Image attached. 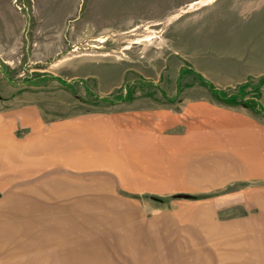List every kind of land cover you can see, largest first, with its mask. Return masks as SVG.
<instances>
[{
	"label": "rangeland",
	"instance_id": "obj_1",
	"mask_svg": "<svg viewBox=\"0 0 264 264\" xmlns=\"http://www.w3.org/2000/svg\"><path fill=\"white\" fill-rule=\"evenodd\" d=\"M255 43L264 0H0V264H258L264 179L15 178L11 152L34 127L24 117L49 124L161 100L174 110L211 95L200 78L258 102L262 76L235 82Z\"/></svg>",
	"mask_w": 264,
	"mask_h": 264
},
{
	"label": "crops",
	"instance_id": "obj_2",
	"mask_svg": "<svg viewBox=\"0 0 264 264\" xmlns=\"http://www.w3.org/2000/svg\"><path fill=\"white\" fill-rule=\"evenodd\" d=\"M248 51L245 73L235 81L237 84L248 77L264 75V44H252ZM249 66L254 69L252 73L247 70ZM259 96L264 111V81ZM165 105L168 104L161 100L152 105L116 107L49 124L39 117L31 120L24 117L22 121H31L34 127L31 126L28 136L14 139L11 144L12 162L20 169L15 178L35 177L38 172H44L41 177L45 178V172L56 170L66 174L91 171L116 178L119 185L126 186L129 182L138 185V179L142 186L150 178L163 180L170 171L179 182L196 179L208 184L212 178L219 182L264 179L262 115L242 105L218 102L211 95L185 99L174 110ZM1 117L0 131L4 124ZM0 139V145H5L1 136ZM250 191L259 189L253 186ZM260 194L256 192L250 199V203H256L251 207L254 210ZM261 198L264 200V192ZM252 219L264 227V216ZM240 232L237 229L235 234L241 239ZM253 237L254 247L257 238ZM257 260L258 264H264V252H256Z\"/></svg>",
	"mask_w": 264,
	"mask_h": 264
},
{
	"label": "trees",
	"instance_id": "obj_3",
	"mask_svg": "<svg viewBox=\"0 0 264 264\" xmlns=\"http://www.w3.org/2000/svg\"><path fill=\"white\" fill-rule=\"evenodd\" d=\"M200 79L202 83H204L205 86L209 89L210 94L213 96V98L216 101L227 104V105H238L239 104V105L249 108L253 113L261 114L262 116H264V111L259 101L251 103L248 100L243 99L241 96L237 101H235L239 97V95L233 94L230 96H226L225 94H223L222 91H220L219 89H216L214 86H212L211 83H209L205 79L203 78H200ZM263 79H264V75L261 77L260 81L262 82Z\"/></svg>",
	"mask_w": 264,
	"mask_h": 264
}]
</instances>
